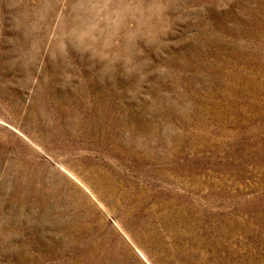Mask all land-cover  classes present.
Masks as SVG:
<instances>
[{"label":"rangeland","instance_id":"374dc122","mask_svg":"<svg viewBox=\"0 0 264 264\" xmlns=\"http://www.w3.org/2000/svg\"><path fill=\"white\" fill-rule=\"evenodd\" d=\"M0 264H264V0H0Z\"/></svg>","mask_w":264,"mask_h":264}]
</instances>
